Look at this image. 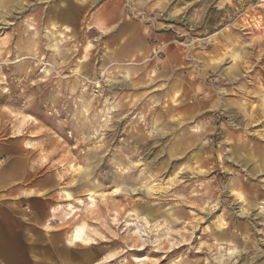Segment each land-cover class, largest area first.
I'll return each mask as SVG.
<instances>
[{"label":"rangeland","instance_id":"obj_1","mask_svg":"<svg viewBox=\"0 0 264 264\" xmlns=\"http://www.w3.org/2000/svg\"><path fill=\"white\" fill-rule=\"evenodd\" d=\"M7 155L47 264H264V0H0Z\"/></svg>","mask_w":264,"mask_h":264},{"label":"crops","instance_id":"obj_2","mask_svg":"<svg viewBox=\"0 0 264 264\" xmlns=\"http://www.w3.org/2000/svg\"><path fill=\"white\" fill-rule=\"evenodd\" d=\"M87 2H82L80 4L82 7H85ZM79 5V6H80ZM57 7V6H56ZM55 7V10H57ZM75 5L72 7H67L62 10L60 8V11H64V13L70 14L76 13V10H79V7L75 9ZM67 9V10H66ZM73 10V11H72ZM67 11V12H65ZM59 12V10L57 11ZM56 12V16L57 13ZM52 18V25L56 26V19L57 17ZM101 30H104L105 27L100 24ZM67 28V25H66ZM107 28V27H106ZM119 33V34H117ZM117 35H122V31L118 30L116 32ZM127 41V42H126ZM129 40L121 41L120 44L124 45L122 48H127L126 53L129 54V52L132 50V45ZM53 47L57 48V43L52 45ZM24 158L22 160H12V157L2 156L0 157V194H3L0 196V208L3 206H14L15 204L23 203L30 204L34 210H36L37 213V221L34 222V224L39 227L44 222L43 211L40 209V200L45 198V184L41 183V181L38 180H32V172L30 168V164L27 163L25 165ZM35 174V172H34ZM35 176V175H34ZM33 181V183H32ZM90 191L89 193H91ZM70 193V192H69ZM5 194V195H4ZM68 194V192H67ZM71 194V193H70ZM55 209L52 211L54 212ZM22 217V216H21ZM25 217V215L23 216ZM22 217V218H23ZM13 218L10 217V215H5L0 210V260L5 261L6 264H47L48 262H51V259L48 258L45 259L43 255H46L48 252H45L44 249H37V248H29L24 246L22 243L24 242L25 233L29 232V227H35L31 224L27 223L29 221H26L24 218ZM27 219V218H26ZM14 220V223L12 221ZM51 223L46 222L45 227H49ZM73 234L70 235V237L67 240V257L64 259L63 254L60 252H54V254H49L51 258H55L57 261H61V264H64L63 261L65 260L68 262V264H79L78 262H74L77 258V254L74 252L75 250L72 248L74 247H82L71 240L73 238ZM30 238V242L34 243L39 241V239L35 236H31L27 234V238ZM50 242L52 240L50 239ZM35 256L34 258H31V256ZM42 255V257H41ZM74 260V261H73ZM64 261V262H65Z\"/></svg>","mask_w":264,"mask_h":264},{"label":"bare ground","instance_id":"obj_3","mask_svg":"<svg viewBox=\"0 0 264 264\" xmlns=\"http://www.w3.org/2000/svg\"><path fill=\"white\" fill-rule=\"evenodd\" d=\"M68 194L70 195L69 192H68ZM92 195H93V192L89 193L90 200H91V201H94L95 199L92 197ZM76 211H77V210L74 209V211L69 215V217H71L72 215H74ZM74 242H75V243H83V244H84L85 242H87V238H85V234H84V232H83L82 229H79L78 232L76 233V235H75V237H74Z\"/></svg>","mask_w":264,"mask_h":264}]
</instances>
